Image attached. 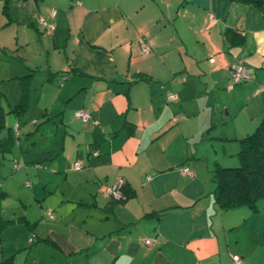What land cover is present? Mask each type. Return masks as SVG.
<instances>
[{
	"label": "crops",
	"instance_id": "1",
	"mask_svg": "<svg viewBox=\"0 0 264 264\" xmlns=\"http://www.w3.org/2000/svg\"><path fill=\"white\" fill-rule=\"evenodd\" d=\"M239 63L253 78L233 83ZM37 72L55 139L33 155L35 142L17 140L39 181L20 207L37 208L5 218L0 191V262L235 264L238 255L264 264V199L256 210L222 209L212 177L237 164L238 140L264 119V10L234 0H9L4 13L0 0V85L15 79L21 90L6 111L0 95V130L6 113L26 112ZM14 126L0 137L2 157L19 138ZM116 178L124 201L104 192Z\"/></svg>",
	"mask_w": 264,
	"mask_h": 264
},
{
	"label": "rangeland",
	"instance_id": "2",
	"mask_svg": "<svg viewBox=\"0 0 264 264\" xmlns=\"http://www.w3.org/2000/svg\"><path fill=\"white\" fill-rule=\"evenodd\" d=\"M38 24V19H37ZM42 28V27H41ZM44 28V27H43ZM46 30V29H45ZM18 55V52H16V57ZM5 59H8L7 57ZM6 62L8 60H5ZM13 63V61H9ZM15 64L17 66L16 73H20L18 75L24 74V68L21 67L17 61H15ZM20 71V72H17ZM9 72H6L4 74V77L8 76ZM42 72H37L36 77L34 80H32L31 83V90L32 92L29 94L30 97H28V103L29 106L26 108V112L23 115H14L11 113L5 114L4 119V126L0 130V137L3 135H6L8 133V128L13 125H19V138L15 137V144L11 149V152L5 153V155L2 157L0 154V191L7 190L8 196L4 198V200L1 202L2 207V215L5 218H12L14 216L19 215L22 213L23 209L26 208L27 212L33 213L36 210V205L33 203H29L28 200H25L26 203L25 207H20L19 197H22L24 193L30 192L32 188L39 187V181L38 176L34 175V170L28 169V172L26 173L25 166L31 164L29 160L31 158L23 157V153H19V146L17 143V140H19L20 147L23 149L27 144H31L32 142L36 143V147L34 150H31V152L27 153L28 155L36 154L37 152H40L45 145H50V142L55 139V127L56 122H50L44 121V117L46 115H43V112L45 110L42 109V105L38 103V88L39 87V81L41 77H43ZM15 79H7L5 82L0 85V95H1V105L3 107V110L6 111L8 108L6 101H14L17 102L20 96V87L14 82ZM56 85L55 83L53 84ZM49 85H47L48 87ZM48 92H45L44 95L46 96ZM3 95V96H2ZM43 97H41V100H45ZM49 99L52 97L49 95ZM16 99V100H15ZM37 100V101H36ZM52 118L56 117L53 116L54 113H57L61 109L59 104H54V106L51 108ZM34 119L37 120V123L33 124L31 121ZM43 121V122H42ZM50 122V123H49ZM39 123V124H38ZM38 124V125H37ZM37 127V128H36ZM31 136V138H30ZM33 136V137H32ZM30 148V147H29ZM236 161L238 164V158L236 157ZM236 163V162H235ZM15 164H20L22 167L18 170H15L14 166ZM237 164H233L236 166ZM30 183V186L27 185V183ZM32 186V187H31ZM39 197V196H38ZM264 199V198H262ZM260 199V200H262ZM13 223V222H12ZM7 233H5L6 235ZM5 237V244H8V238ZM25 254V253H24ZM22 253V256L24 255ZM1 256V253H0ZM18 258V256H17ZM16 258V261H17ZM15 261V263H16Z\"/></svg>",
	"mask_w": 264,
	"mask_h": 264
},
{
	"label": "trees",
	"instance_id": "3",
	"mask_svg": "<svg viewBox=\"0 0 264 264\" xmlns=\"http://www.w3.org/2000/svg\"><path fill=\"white\" fill-rule=\"evenodd\" d=\"M234 1L253 4L264 10V0ZM8 2L9 0H3L4 13H6ZM230 34L231 32L228 33ZM25 77L26 75L21 77V80L23 81ZM0 127H2L1 119ZM238 143L239 149L236 154L238 164L226 167L217 166L213 170L212 177L216 184L214 199L222 209L247 206L256 210L257 202L264 198V119H261L253 131L240 138ZM125 198L120 201H124ZM5 224L6 221L0 219V229ZM10 261L11 259L8 258L0 264H10Z\"/></svg>",
	"mask_w": 264,
	"mask_h": 264
},
{
	"label": "built area",
	"instance_id": "4",
	"mask_svg": "<svg viewBox=\"0 0 264 264\" xmlns=\"http://www.w3.org/2000/svg\"><path fill=\"white\" fill-rule=\"evenodd\" d=\"M55 12H56V10L54 8L51 9L50 10L51 16H54ZM38 22H39L40 26L44 27V29H46L48 31H53L55 28L54 23L47 21L44 17H39ZM141 51L143 54H147L150 51L149 44L144 40H141ZM213 60H214L213 57L209 58V61L212 62ZM231 78H232L233 83H238V82L247 81V80L253 78V75L248 71V69L242 63H239V64L232 66ZM171 97H173V96L171 95ZM75 115L78 116L82 121H87L91 118L89 113L83 109L76 110ZM17 127H18V125L16 124L14 126V130L16 132H17ZM73 167L75 169H79L81 167V165L79 162H74ZM182 172L189 173L188 167H183ZM122 188H123L122 179L116 178L114 181L105 184L104 192H105V194L110 195L115 200L120 201V200H123L125 198V194H124ZM152 241H153V239L146 238L144 240V243L149 245V244H151ZM232 259H233L235 264H241V260H240V257L238 255H233Z\"/></svg>",
	"mask_w": 264,
	"mask_h": 264
}]
</instances>
